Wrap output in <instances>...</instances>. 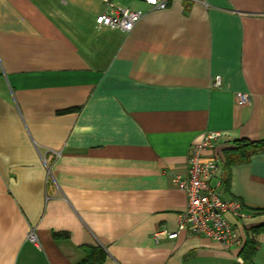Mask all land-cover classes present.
<instances>
[{"label": "crops", "instance_id": "obj_1", "mask_svg": "<svg viewBox=\"0 0 264 264\" xmlns=\"http://www.w3.org/2000/svg\"><path fill=\"white\" fill-rule=\"evenodd\" d=\"M109 5L145 15L99 28ZM205 133L221 154L264 139V0H0V264H83L89 248L101 264H241L264 226V152L222 169L242 205L228 250L177 226L172 179Z\"/></svg>", "mask_w": 264, "mask_h": 264}, {"label": "built area", "instance_id": "obj_2", "mask_svg": "<svg viewBox=\"0 0 264 264\" xmlns=\"http://www.w3.org/2000/svg\"><path fill=\"white\" fill-rule=\"evenodd\" d=\"M149 9L163 10L170 0H142ZM191 2L200 0H188ZM145 15L142 9L129 10L109 5L108 9L97 15L95 23L99 28L130 32L134 25ZM214 88H220L221 79L215 77ZM236 104L243 106L250 100V95L244 92L235 94ZM223 139L221 133H205L200 140L191 144L186 162V175L174 177L172 182L182 190L187 199L184 210L178 215V230L187 231L191 235L202 236L216 242L228 250L241 247L242 242L237 237L230 219L238 220L242 216V205L239 201L225 199L221 193V173L224 164L223 154L219 151V143ZM209 152L206 156L205 153ZM178 232V231H177ZM176 233L168 234L175 238ZM160 233L158 232L155 237ZM28 240L37 243L33 230L28 234Z\"/></svg>", "mask_w": 264, "mask_h": 264}, {"label": "trees", "instance_id": "obj_3", "mask_svg": "<svg viewBox=\"0 0 264 264\" xmlns=\"http://www.w3.org/2000/svg\"><path fill=\"white\" fill-rule=\"evenodd\" d=\"M264 152V139L252 141L249 139L235 140L232 146L223 151L224 164L223 169L230 168L236 164H243L250 160V158L258 153ZM227 181L225 180V184ZM264 232V226L257 227L252 230L253 236H257ZM54 234V237H58ZM254 237L247 240L243 248L239 252L241 264H254L253 256L257 249V242ZM86 258L83 264H101L104 259V253L99 248H89L85 250Z\"/></svg>", "mask_w": 264, "mask_h": 264}]
</instances>
